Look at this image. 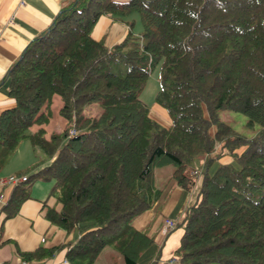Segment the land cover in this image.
I'll return each mask as SVG.
<instances>
[{"label": "trees", "instance_id": "obj_1", "mask_svg": "<svg viewBox=\"0 0 264 264\" xmlns=\"http://www.w3.org/2000/svg\"><path fill=\"white\" fill-rule=\"evenodd\" d=\"M134 12L143 41L131 36ZM104 14L129 26L111 46L92 34ZM157 66L156 101L168 126L140 97ZM8 76L15 104L0 112V170L23 138L46 152L49 162L26 181L54 179L61 208L46 216L77 232L69 264H94L106 246L138 264L154 239L132 221L163 194L155 168L167 164L185 190L201 176L197 200L177 222L173 264H264V0H68ZM55 95L70 123L48 136ZM93 103L101 112L86 114ZM225 109L258 130L239 132L220 119ZM202 154L198 171L193 162ZM226 154L233 162L219 161ZM29 186L14 187L8 216ZM53 254L41 246L22 259Z\"/></svg>", "mask_w": 264, "mask_h": 264}, {"label": "crops", "instance_id": "obj_2", "mask_svg": "<svg viewBox=\"0 0 264 264\" xmlns=\"http://www.w3.org/2000/svg\"><path fill=\"white\" fill-rule=\"evenodd\" d=\"M67 1L0 0V112L15 104V99L9 95L10 68L21 56L30 40L48 27ZM128 29L129 26L122 20L104 14L97 20L92 34L96 39H103L108 46H111L124 39ZM59 106L57 109L53 108L56 124H52L55 119L52 117L46 126L48 136L52 131L64 128L66 124L58 113ZM154 109L151 111L152 116L162 124L170 125L171 118L167 110L159 104H156ZM101 110L99 104L93 103L87 105L84 112L88 115H98ZM33 149L29 138L21 142L0 170V179L13 174L29 176L37 170L43 163L37 162V155ZM237 151L240 152L241 149ZM204 159L205 156L201 157V160H196L193 164L194 168L201 171ZM223 159L231 162L234 158L232 155L231 157L224 155L220 161L223 162ZM171 175L172 172L155 174V185L162 189L163 194L153 206L132 221L134 227L146 231L154 239L153 244L141 255L138 264H169L174 258V251L179 244L183 229L173 232L175 227L169 233L163 234L164 220L169 217L178 222L186 208L197 200L201 176L191 190H185L176 184ZM25 182L30 183V196L23 200L18 212L10 216L4 206L18 184L0 185V194L5 193L4 200L0 201V261L3 264H21L22 261L25 264H63L67 249L77 238V232H68L47 218L46 212L49 208L57 210L61 208V204L51 193L49 180L37 178L20 184ZM41 246L53 249L54 254L31 261L22 259V252L33 251ZM94 264L126 263L115 248L106 246Z\"/></svg>", "mask_w": 264, "mask_h": 264}, {"label": "rangeland", "instance_id": "obj_3", "mask_svg": "<svg viewBox=\"0 0 264 264\" xmlns=\"http://www.w3.org/2000/svg\"><path fill=\"white\" fill-rule=\"evenodd\" d=\"M131 18H133L135 20L134 24L131 27V30H132V35L131 36L132 37L136 36L137 40L143 41V38H141V32L143 30V27H142V23L140 21L139 13L134 12L131 15ZM159 88H160L159 66H157L150 73V75H149V77L147 79V82L145 84V87L143 88V90L141 91V94H140V97L148 104V106L150 107L151 111H154L155 110L154 109L155 105L158 104V102L156 101V95H157V92H158ZM59 104H60L59 96L55 95V100L53 102L52 107L54 109H57ZM219 116H220L221 120H224L226 122L231 123L233 125V127H235L236 130H238L239 132H243V133H245L246 135H249V136L253 135L255 133V131L258 130V128H259V124H256L254 126V128H247L246 125H245L247 117L245 116V114H243L240 111H234V110L225 109V110H221L219 112ZM53 118H55V115H54ZM63 119L66 122V124L64 125V128H65L66 126L69 125L70 121L68 119H66V118H63ZM56 122L57 121H56V118H55L53 120L52 124L55 125ZM64 128L60 129V131H62ZM25 139H27V138H23L21 142H24ZM20 143H19V145H20ZM19 145L17 146V148L19 147ZM33 147H34V149H33L34 153L37 155V158H36L37 162L43 163L40 166L48 163L50 158L48 157L46 152L43 149H41L40 147H36V146H33ZM226 155L231 157V155H229V154H226ZM201 157H204V155L202 154V156L201 155L198 156L195 160H197V161L201 160ZM222 157H224V156H222ZM226 159H227V157H226ZM223 160H224L223 162H228L225 159H223ZM194 163L195 162H193V164ZM173 169H174V166L172 164H167L165 166L156 167L155 168V171H156L155 174L156 173H161V172L170 173V172L173 171ZM49 181L51 182V185H50V188H51L53 186V184H54V179H50ZM180 229H182V226L178 224L176 226V228L173 230V232H175L176 230H180Z\"/></svg>", "mask_w": 264, "mask_h": 264}, {"label": "built area", "instance_id": "obj_4", "mask_svg": "<svg viewBox=\"0 0 264 264\" xmlns=\"http://www.w3.org/2000/svg\"><path fill=\"white\" fill-rule=\"evenodd\" d=\"M27 179L26 175H10L6 178H1L0 179V185H7V184H17L21 181H24ZM5 198V193L0 194V201H3ZM176 227V221L172 218H166L163 223L162 227V233L166 234L169 231L173 230ZM176 260L172 259L170 260V264H173ZM0 264H3L2 261H0ZM21 264H25V262H21ZM63 264H69L67 260L63 262Z\"/></svg>", "mask_w": 264, "mask_h": 264}]
</instances>
